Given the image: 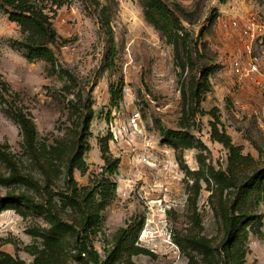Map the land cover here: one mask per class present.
Returning <instances> with one entry per match:
<instances>
[{"label": "rangeland", "instance_id": "rangeland-1", "mask_svg": "<svg viewBox=\"0 0 264 264\" xmlns=\"http://www.w3.org/2000/svg\"><path fill=\"white\" fill-rule=\"evenodd\" d=\"M36 1L55 72L0 8V264H264V0H161L183 69L145 0Z\"/></svg>", "mask_w": 264, "mask_h": 264}, {"label": "trees", "instance_id": "trees-1", "mask_svg": "<svg viewBox=\"0 0 264 264\" xmlns=\"http://www.w3.org/2000/svg\"><path fill=\"white\" fill-rule=\"evenodd\" d=\"M55 2L60 4L61 0H55ZM144 5L146 20L150 24L157 26L164 34L167 41L173 45L175 50V59H179L176 65L183 69L184 63L183 61H180V57L182 52L188 56L189 48L188 45L183 44L185 43L183 36L177 33L178 28L176 27V24L178 22V18L174 13L175 9L169 7L168 4L161 0H145ZM0 8L7 14L10 20L21 25L24 31V36L19 43L25 51L26 59L28 61H32L34 59H43L50 64L51 70L55 72L56 69L54 54L47 44L48 42L57 43L59 37L52 26L48 13L44 10L45 6L36 0H0ZM108 36V40L110 41L109 44L111 48H113V38L110 32ZM202 74L203 73H201V76ZM203 76L206 78V75L203 74ZM110 94L111 99L114 100L116 98V91L113 86L110 88ZM16 119L18 122H20V126L23 131V138L26 145L28 146L26 148L28 151H31V146L33 144L35 135L34 125L29 118H26L22 114L16 115ZM88 121L89 116H86L84 120L86 123V128ZM86 128L82 130L78 138L79 143L77 144V148L79 147L81 151L85 149L86 146L85 142L83 141L86 135ZM159 129L163 140L171 138L173 140L185 143L186 147L191 146V141L186 135L174 130L166 129L162 126H160ZM106 144L107 143H104V145L101 147V156L104 159L109 171H113L118 159L112 157ZM80 150L74 152L71 158L70 167L68 170L69 176H71V168L73 167V163L75 162L77 156L81 154ZM88 198L89 196L87 193L83 197L84 202L87 204Z\"/></svg>", "mask_w": 264, "mask_h": 264}, {"label": "built area", "instance_id": "built-area-1", "mask_svg": "<svg viewBox=\"0 0 264 264\" xmlns=\"http://www.w3.org/2000/svg\"><path fill=\"white\" fill-rule=\"evenodd\" d=\"M233 24H236V22L233 21ZM245 31H246V30H245ZM247 48H248V50H249L250 46L247 45ZM238 63H239V62H238L237 60H235V68H236V69L239 68ZM249 63L252 64L251 62H249ZM252 68H256V65H255V64H252ZM138 117H139V115H138V113H137L136 111L133 112V113L131 114V116H130V120H131L130 123L132 124V126L135 127V124L137 123L136 121H137Z\"/></svg>", "mask_w": 264, "mask_h": 264}]
</instances>
